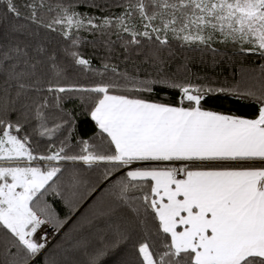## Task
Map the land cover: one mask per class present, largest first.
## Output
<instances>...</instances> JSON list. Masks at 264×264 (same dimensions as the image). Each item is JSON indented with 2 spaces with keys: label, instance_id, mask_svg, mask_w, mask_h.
Masks as SVG:
<instances>
[{
  "label": "snow or ice",
  "instance_id": "snow-or-ice-1",
  "mask_svg": "<svg viewBox=\"0 0 264 264\" xmlns=\"http://www.w3.org/2000/svg\"><path fill=\"white\" fill-rule=\"evenodd\" d=\"M115 6L0 0V264H264V64L213 86L184 56L215 60L221 45L264 59V0ZM219 95L255 114L204 106ZM74 98L95 125L87 138Z\"/></svg>",
  "mask_w": 264,
  "mask_h": 264
},
{
  "label": "trees",
  "instance_id": "trees-1",
  "mask_svg": "<svg viewBox=\"0 0 264 264\" xmlns=\"http://www.w3.org/2000/svg\"><path fill=\"white\" fill-rule=\"evenodd\" d=\"M104 5L103 9H83L84 11H91L92 14L96 16H105L109 13L119 14L121 9L115 6V0H98ZM109 5H112L109 7ZM88 40L92 39L91 34H84ZM215 47L221 48V54L213 60L211 54H201L199 52H185L184 56L189 58L188 69L189 74L193 77L200 78H210L214 83L213 86H220L224 83H234L235 81L241 80L245 76L259 74L260 65L264 64V59H260L255 54H250L248 56L233 55L232 50L229 48L227 50L223 49L221 45H214ZM85 57H92L93 66H99V56L102 55L101 51H98L95 56H93V49L90 45H85L82 48ZM184 57L179 56L171 63L169 71L175 72L179 64L183 62ZM175 96V93H172ZM206 108H210L216 111L231 112L232 114L253 116L255 114V106H250L244 101H235L233 97H225L223 95L214 96L210 98L204 105ZM67 110L74 113V118L78 121H84L77 129V136L87 138L93 135V129L95 127L94 122L90 121L88 117L83 114V110L79 107V101L73 99L68 102ZM67 195V193H65ZM102 195V190L95 193L92 197L86 198L80 206V215L89 213L93 204ZM45 200L48 203H53L57 210L63 209L61 212V217L67 214L68 209L64 207L60 197L53 193H49L45 196ZM85 203V204H84ZM80 215L74 217L69 224L62 230V232L53 240L51 247H54L57 243H60L65 239V233H69L73 227L77 224L80 219ZM120 253H114L110 259L115 262L119 260Z\"/></svg>",
  "mask_w": 264,
  "mask_h": 264
},
{
  "label": "built area",
  "instance_id": "built-area-1",
  "mask_svg": "<svg viewBox=\"0 0 264 264\" xmlns=\"http://www.w3.org/2000/svg\"><path fill=\"white\" fill-rule=\"evenodd\" d=\"M49 234H51V230H50V229H49ZM57 236H58V235H57ZM57 236H56V237H57ZM56 237H55V238H56ZM55 238H54V239H55Z\"/></svg>",
  "mask_w": 264,
  "mask_h": 264
},
{
  "label": "water",
  "instance_id": "water-1",
  "mask_svg": "<svg viewBox=\"0 0 264 264\" xmlns=\"http://www.w3.org/2000/svg\"><path fill=\"white\" fill-rule=\"evenodd\" d=\"M85 204V203H84Z\"/></svg>",
  "mask_w": 264,
  "mask_h": 264
}]
</instances>
